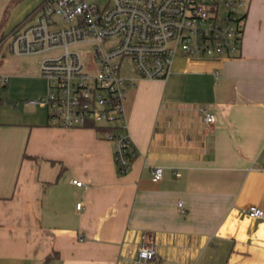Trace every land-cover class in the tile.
Masks as SVG:
<instances>
[{"label":"crops","instance_id":"1","mask_svg":"<svg viewBox=\"0 0 264 264\" xmlns=\"http://www.w3.org/2000/svg\"><path fill=\"white\" fill-rule=\"evenodd\" d=\"M44 1L13 0L0 38ZM135 74L125 174L101 128L50 126L46 108L0 99V264H264V218L246 213L264 211V0H249L236 58L179 53L166 79ZM9 77L12 93L22 77ZM143 234L158 244L147 262Z\"/></svg>","mask_w":264,"mask_h":264},{"label":"built area","instance_id":"2","mask_svg":"<svg viewBox=\"0 0 264 264\" xmlns=\"http://www.w3.org/2000/svg\"><path fill=\"white\" fill-rule=\"evenodd\" d=\"M248 4L249 0H112L111 7L100 9L87 0H45L0 44L6 43L16 56L63 50L39 64L46 94L24 104L46 108L50 126L101 128L113 143L116 165L127 173L136 152L126 133V89L136 79L123 77L122 62L130 58L141 78L166 79L179 53L236 58L242 50ZM86 45L92 48L88 52L75 49ZM9 83L10 77L0 74V87ZM215 120V114L205 110L206 123ZM162 178L163 168H154L152 180ZM72 183L86 187L79 180ZM246 213L264 218L256 206ZM157 256V242L143 234L138 260Z\"/></svg>","mask_w":264,"mask_h":264},{"label":"rangeland","instance_id":"3","mask_svg":"<svg viewBox=\"0 0 264 264\" xmlns=\"http://www.w3.org/2000/svg\"><path fill=\"white\" fill-rule=\"evenodd\" d=\"M15 1V0H14ZM90 3L96 4L100 9H106L111 7L112 0H87ZM15 2H3L0 0V36L2 34L1 24L8 18L11 12L15 9ZM67 26L68 24H61ZM6 27V26H3ZM3 38H0V43ZM1 47V44H0ZM5 45L0 49V74L10 76L17 75L22 77L16 80L13 84L12 93L9 85L6 87H0V99H7L8 95H11L9 99L15 103H24L26 100L31 99L37 92H42L47 88V82L41 76L40 62L46 58L59 57L63 50L61 48L49 49L41 54L16 56L9 53ZM88 52L92 48L89 45L76 47L75 49ZM5 54V56L3 55ZM135 65L130 58H126L122 62V75L124 78H132L136 74ZM7 75V76H9Z\"/></svg>","mask_w":264,"mask_h":264},{"label":"trees","instance_id":"4","mask_svg":"<svg viewBox=\"0 0 264 264\" xmlns=\"http://www.w3.org/2000/svg\"><path fill=\"white\" fill-rule=\"evenodd\" d=\"M20 0H15V2H19ZM119 171L121 172V170H120V168H119ZM122 174H125V173H123V172H121Z\"/></svg>","mask_w":264,"mask_h":264}]
</instances>
